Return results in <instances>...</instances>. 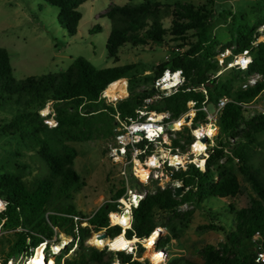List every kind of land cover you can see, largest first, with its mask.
Segmentation results:
<instances>
[{
  "label": "trees",
  "instance_id": "1",
  "mask_svg": "<svg viewBox=\"0 0 264 264\" xmlns=\"http://www.w3.org/2000/svg\"><path fill=\"white\" fill-rule=\"evenodd\" d=\"M44 1L58 8L59 22L70 35L74 34L81 18L78 8L84 0ZM166 13L167 11L147 1L108 10L105 17L111 21V29L106 40L107 55L118 61L117 51L122 45L161 43L167 32V28L163 26V17L167 15ZM174 14L184 18L185 22L172 19L170 35L180 39L185 37L187 30L193 29L196 38L185 50L171 51L169 60L154 67L152 85L154 79L166 68H180L187 79L184 87L204 84L210 104L222 96H228L238 102H247L264 89V80L246 88L241 86L253 74L264 77V42L260 41L253 45L259 34L252 26L231 16V42L228 45L234 44L232 48L234 53L248 49L252 60L247 70L230 68V76L223 80L220 74L215 76L220 67L215 57L217 41L208 31L211 11L182 5ZM99 29L100 27L96 25L92 32ZM137 67V64H125L96 68L87 59L79 56L65 71L16 79L12 75L9 52L6 48L0 47V109L11 112L10 119L1 126L0 131L33 141L39 146L38 157L45 165L43 176L31 180L24 177L23 171L26 167L17 163L13 164L16 171L0 173V203L3 206L0 210V226L9 230L13 237L10 249L3 260L24 251L28 247L26 243L28 237L39 242L40 234L48 237L52 235L45 218L47 211L51 212L48 214V220L52 225L70 233L73 220L69 215L80 214L65 201L72 190L77 188L79 176L73 168L76 150L63 142L86 141L93 134H100L108 140L115 126V114L121 118L135 115V110L141 106L143 98L153 93L152 86L148 92L131 94L116 102L115 106L104 102L101 95L105 90V95L112 99L109 89L121 91V87L126 86L122 77L129 79L135 77ZM192 99L199 105L203 95L192 90H179L173 95L163 97L151 108L171 109L177 117L187 109L186 102ZM48 103L52 105L51 112L56 121V126L49 129L52 133L49 136L43 134L42 128L45 126L40 116V110ZM194 121H204L201 111L195 113ZM217 126L225 135V141L219 140L215 144L204 168L189 164L184 170L173 173L172 178L181 181L183 191L181 196L175 197L172 187L164 189L154 187L153 190H148L138 206L133 209L131 227L125 230V236L118 225L109 226L107 214L116 207L115 204L100 205L86 220L88 226L78 225L77 247L64 258L63 264H111L114 260L119 264H148L146 260L135 259L131 252L115 251L114 257L107 256V252L111 251L107 246L97 249L94 246H87L85 240L90 236L91 230L96 232L104 228L107 237L112 238L110 240H116L121 236L126 237L128 241L137 238L147 240L154 232L159 213L169 214V217L176 220L192 214V208L180 211L179 207L182 205L200 206L208 197L236 196L240 191L238 178L227 169L224 162H220L223 158L231 159V156L241 162L240 170L251 181L258 198H253L248 206L239 209L228 205L230 213L234 216L233 229L227 233L225 242L218 248L213 245L204 247V264H258L254 261L250 238L256 230L264 233V186L254 169L246 164V148L253 141L254 134L264 130V116L245 120L241 107L234 102H228L218 116ZM184 129L187 133L180 134V139L189 144L192 136L186 127ZM57 138L62 144L57 142ZM229 139H234L232 144ZM173 143L174 146L179 145L184 149L177 140ZM141 177L145 179L144 176ZM123 192L122 185L110 199L117 198ZM89 215L91 214L80 216ZM208 227L224 230L222 226L214 224ZM166 241L168 238L160 240L159 244ZM142 250L143 248L138 245L136 255L140 256ZM166 264H187V261L173 256Z\"/></svg>",
  "mask_w": 264,
  "mask_h": 264
},
{
  "label": "rangeland",
  "instance_id": "2",
  "mask_svg": "<svg viewBox=\"0 0 264 264\" xmlns=\"http://www.w3.org/2000/svg\"><path fill=\"white\" fill-rule=\"evenodd\" d=\"M145 1L167 11V15L163 17V26L167 28L163 41L122 45L117 51L118 61H114L107 55L106 50V40L111 29V21L105 17L106 12L113 7L134 6ZM182 5L211 11L208 31L217 41L216 53L225 48L232 50L234 47V44L228 45L231 42L232 15L238 21L252 26L259 36L264 34V0H84L79 5L81 18L72 35L59 22L58 8L44 0H0V47L8 50L12 75L16 79L65 71L79 56L87 59L96 68L137 64L135 77L130 79L122 77L126 86L121 87V91L109 89L113 100L105 95V90L102 92L101 97L104 102L115 105L116 102L131 94L151 90L154 67L169 60L171 51L175 48L183 51L195 40L193 29L187 30L185 37L180 39L170 35L172 19L185 22L184 18L174 14ZM96 25L100 29L92 32ZM230 72L231 69L224 70L220 74L221 79L229 77ZM51 108V103H48L40 110L42 123L45 126L42 131L48 136L52 135L49 129L56 126ZM208 108L212 110L210 104ZM10 117V111L0 109V128L8 122ZM243 127L242 125L241 128ZM178 132H180L179 135L187 133L183 127ZM216 132L214 144H217L219 140L224 142L225 135L219 129ZM188 133L191 135L189 131ZM229 141L232 144L234 139ZM57 142L62 144L58 138ZM107 142L108 140L100 134H93L86 141L63 142L76 150L73 168L79 176L77 188L72 190L65 202L72 205L82 216L92 214L123 185L119 166L113 164L108 157ZM38 150L39 146L33 141L0 131V173L16 171L13 164L17 163L19 166L26 167L23 171L26 179L43 176L45 165L38 157ZM246 153V164L254 169L260 183L264 186V130L254 134L253 141L247 145ZM220 162H224L227 169L238 178L239 193L234 197H208L200 206L182 205L179 207L180 211L192 208V214L176 220L166 213L157 214L154 232L159 231V239L164 241L168 238V241L155 247V244L152 246L144 241L142 244L137 243L143 248L140 256L133 254L137 260H146L148 264H158L163 256L161 258L155 256L162 254L159 251L164 250L167 252L168 259L178 256L185 259L187 264H204V247L213 245L218 248L225 242L227 233L234 226V216L230 213L228 205H232L234 209L246 207L253 198H258V195L247 175L240 170L241 162H238L237 158L231 156V159L223 158ZM136 173L146 178L148 169L138 167ZM154 180L151 178L148 182L140 184L136 178L132 177L130 183L137 190L144 192L154 189ZM174 181L169 180L166 185ZM1 206L0 203V208ZM210 224L222 226L224 230L210 228L208 227ZM90 238L91 233L85 240V244L97 249H102L108 243L100 247L103 240L98 237ZM12 240L9 230L0 226V258H4L9 251ZM135 241L132 242V248H127L124 252L130 253L131 250L134 252ZM108 249L111 251L107 252V256L112 257H114L113 252L120 251L111 249L110 246ZM64 252L65 250H62V254ZM115 263L119 264L114 260L112 264Z\"/></svg>",
  "mask_w": 264,
  "mask_h": 264
},
{
  "label": "built area",
  "instance_id": "3",
  "mask_svg": "<svg viewBox=\"0 0 264 264\" xmlns=\"http://www.w3.org/2000/svg\"><path fill=\"white\" fill-rule=\"evenodd\" d=\"M260 41L264 42V34L258 36L253 45H256ZM175 50L178 51L179 49L175 48ZM215 57L220 67L215 76L230 68L247 70L252 60L248 49L234 53L232 50L225 48L219 51ZM262 80H264V77L260 74H253L241 86L242 88H246ZM186 82L187 79L182 69L166 68L154 79L152 85L153 93L143 98L142 104L135 110L134 116L121 118L118 114L114 115L116 121L112 135L107 142V154L110 161L119 166V174L123 179L124 192L117 198L109 199L105 203L115 204L116 207L107 214L109 226L118 225L123 235L125 234V230L131 227L133 209L138 206L141 199L147 193V191L141 192L132 186L130 183L132 177L136 178L140 183L148 182L151 178H154L155 188L160 189L166 187L174 189L177 185L181 186V181L172 178L173 173L177 170H184L189 164L199 167L205 166L206 159L215 146L214 139L218 129V116L228 102H234L241 107L245 120L255 116H264V89L247 102H238L228 96H222L215 103L210 104L208 103V92L204 84L184 87ZM179 90L200 92L203 95V100L199 105H197L196 100H188L186 102L187 109L177 117H175L171 109L151 108L152 105L163 97L173 95ZM209 104L212 110L208 108ZM197 111L203 113L204 121H194ZM185 117H187V120H185ZM179 119H183L184 123L180 128L176 129L175 125ZM182 127H186L191 133L192 140L189 144H185L184 140L180 139L178 131ZM207 127L214 128L215 132L208 134ZM202 138L205 139L203 140ZM174 140L182 144L184 149H181L179 145L174 146ZM197 143L202 144V148L196 146ZM174 158H180L181 161L175 162L172 160ZM136 162L142 168L148 169L145 179L136 173L134 169ZM169 180L175 181L172 184L168 183L166 185ZM49 213L51 212L47 211L45 213V218L48 226L51 228L52 235L48 237L40 234L41 240L39 242H36L34 238L28 237L26 240L28 247L24 251L14 256L12 255L6 260L0 258V264H49L50 261L54 264H63L64 258L70 255L77 247L79 240L78 225L88 226L86 220L94 212L88 217L69 215L73 220V227L70 233L64 232L59 227L52 225L48 220ZM117 214H126L128 216V224L125 228L117 222ZM17 230H20V228H17ZM94 232L91 230V236L95 234ZM101 232H105V228L96 231V234ZM144 240L145 238H137L134 252L131 250L132 254H136V250L138 249L137 243L142 244ZM159 241L160 239L154 247L159 244ZM250 242L253 247L254 261L258 264H264V233L256 230L251 236ZM105 246L109 248L108 244ZM126 249L127 247L120 251H125ZM62 250H65L63 254ZM159 252L163 254V259L158 264H166L168 261L167 252L164 250H160ZM59 255L60 260H58ZM134 258L137 259L136 256Z\"/></svg>",
  "mask_w": 264,
  "mask_h": 264
},
{
  "label": "bare ground",
  "instance_id": "4",
  "mask_svg": "<svg viewBox=\"0 0 264 264\" xmlns=\"http://www.w3.org/2000/svg\"><path fill=\"white\" fill-rule=\"evenodd\" d=\"M121 97H123V96H121ZM121 97H119V98H121ZM183 119H179L178 121H177V123H176V125H175V128L176 129H178V128H180V126H182L183 125ZM201 129V128H200ZM207 132H208V134H212V133H214L215 132V129L214 128H212V127H207ZM196 146H200L201 148H202V144H200V143H197L196 144ZM172 160H174L175 162H180L181 161V159L180 158H174V159H172ZM138 167L140 168L141 166H139V164L136 162V164H135V171H136V169H138ZM144 169H146V168H144ZM116 219H117V222L120 224V225H122L124 228L126 227V225L128 224V216L126 215V214H124V215H118L117 214V216H116ZM159 231H156V232H154V233H152L151 234V236H150V238L149 239H147V240H144V242H146L147 244H149V245H154V244H156V242L158 241V239H159ZM94 238L95 237H98L100 240H103V243L100 245V247H102L103 245H105L106 244V242H108L107 244L111 247V248H113V249H116V250H123L124 248H130L131 246H132V242H133V240L132 241H128L124 236H121V237H119L118 239H116V240H110V239H107V238H100L98 235L96 236H93ZM135 240H137V239H135ZM92 243L94 244V240H92ZM37 251H39V249H37ZM159 253H161V252H159ZM163 255L162 254H157L155 257L156 258H161ZM49 264H53V262L52 261H50V263ZM116 264V263H115Z\"/></svg>",
  "mask_w": 264,
  "mask_h": 264
},
{
  "label": "water",
  "instance_id": "5",
  "mask_svg": "<svg viewBox=\"0 0 264 264\" xmlns=\"http://www.w3.org/2000/svg\"><path fill=\"white\" fill-rule=\"evenodd\" d=\"M185 120H187V117H185ZM203 140L205 139V138H202ZM182 186H180V185H177V186H175L174 187V189H173V195L175 196V197H179V196H181L182 195ZM100 238H107V235H106V233L105 232H101V233H98L97 234ZM108 239V238H107Z\"/></svg>",
  "mask_w": 264,
  "mask_h": 264
}]
</instances>
